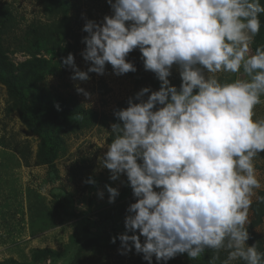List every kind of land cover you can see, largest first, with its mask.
I'll list each match as a JSON object with an SVG mask.
<instances>
[{
  "label": "clouds",
  "instance_id": "clouds-1",
  "mask_svg": "<svg viewBox=\"0 0 264 264\" xmlns=\"http://www.w3.org/2000/svg\"><path fill=\"white\" fill-rule=\"evenodd\" d=\"M107 3L111 15L100 23L88 20L82 29L88 34L81 53L90 62L87 71L72 53L63 59L71 79L104 75L108 64L117 76L136 72L127 57L139 49L144 69L161 82L114 111L119 122L111 125L114 138L100 163L111 180L126 176L136 200L127 209L126 231L111 242L118 238L120 254L134 248L147 264L153 257L167 264L185 253L196 260L206 249L226 251L223 264H264V253L247 244L246 227L261 188L254 160L264 153V119L253 118L264 96V45L254 52L250 47L261 29V0ZM173 66L179 88L168 79ZM218 73L241 75L221 82ZM105 188L114 203L119 190Z\"/></svg>",
  "mask_w": 264,
  "mask_h": 264
},
{
  "label": "rangeland",
  "instance_id": "rangeland-1",
  "mask_svg": "<svg viewBox=\"0 0 264 264\" xmlns=\"http://www.w3.org/2000/svg\"><path fill=\"white\" fill-rule=\"evenodd\" d=\"M68 1L72 9L66 15L71 14L73 22L71 32L61 43L67 51L56 52L58 56L54 57L39 46L24 47V42L31 30L57 40L62 36L60 32H67L59 28L63 16L59 6L47 0H0V6L7 8L13 20V28L4 40L8 61L20 64L34 58L45 59L55 71L32 77L33 82L27 86L29 95V91L22 90L27 92L30 109L37 114L38 123L56 127L62 140L53 164L41 165L37 158L40 139L21 123L16 101L0 83V264H147L134 248L120 254L118 238L116 243L111 242L113 237L126 231L127 209L136 198L126 176L113 181L110 170L100 163L116 119L114 111L123 107V101L135 96L139 78L136 72L117 76L108 64L104 75L89 73L88 81L71 79L73 72L63 64V59L72 53L77 67L87 71L90 62H85L81 55L82 29L88 20L102 22L105 15H111V8L107 0ZM254 42L253 38L250 44L253 52ZM66 44L75 48L70 50ZM240 75L217 74L221 82H231ZM172 77L180 86L176 66L168 79ZM78 87L89 95L79 93ZM60 94L92 115L64 117L59 113ZM261 100L254 109V119H264V96ZM254 164L261 188L255 190L253 202L264 191V153L256 157ZM89 179L95 183H86ZM105 185L119 190L114 203L108 202ZM99 192H103V198ZM251 218L249 209V222ZM255 232L264 247V219ZM42 249L50 250L51 254L34 262L33 254ZM180 263L192 264V260L185 253L167 262ZM153 264H156L155 257Z\"/></svg>",
  "mask_w": 264,
  "mask_h": 264
},
{
  "label": "trees",
  "instance_id": "trees-1",
  "mask_svg": "<svg viewBox=\"0 0 264 264\" xmlns=\"http://www.w3.org/2000/svg\"><path fill=\"white\" fill-rule=\"evenodd\" d=\"M47 1L54 2L62 10V23L60 24L59 28H64L68 33L65 32L61 34L60 32L59 35L62 36L59 40H57L55 37L51 38L50 36L44 35V32L38 34L31 30L26 34L27 39L24 42V47L30 45L39 46L45 50L46 53L52 54L54 57H56L58 56L56 52L67 51V49H63L61 43L67 39V35L71 32L70 23L73 22V18L71 14L67 16L66 13L71 10L72 7L68 0ZM261 4L264 5V0H261ZM77 18L78 16L75 17V19ZM260 20L261 29L260 32L254 37V49L264 45V13L260 14ZM12 28L13 20L11 18V14L8 12L5 6H0V83L6 87L8 94L16 101L17 114L21 123L26 127L29 133H32L40 139L37 152L38 162L44 166H51L58 155L62 140L56 127L44 126V124L38 123L37 114L33 112L34 110L30 109L31 106L29 105L27 97V92L29 90L27 86L29 82H33L32 77H41L39 75L43 74L45 71H47L48 74H53L55 71L53 67L50 66L49 61H46L45 59L34 58L33 61H24L20 64L10 63L4 53L6 48L4 45V40ZM87 35L88 34L84 32L82 38ZM22 43L23 42H21V44ZM66 47L68 49L70 48V50L75 48V46L72 47L70 44H66ZM83 47H86L84 43ZM127 60L134 63L137 69L136 73L139 80L137 81L136 85L138 90L135 92V94L144 87H150L152 90L160 88L161 82L155 76V74L144 69L142 54L140 53L139 49L131 52L128 55ZM169 80L171 85L178 86V81L176 78L172 77V79ZM22 88L26 89L27 92L25 93ZM29 93L30 91L28 92V95ZM58 97H60L59 103L61 105L59 113L63 114L64 117L69 116L80 118L92 115V113L89 111L82 110L74 100H64L61 94L58 95ZM122 105V108H126L128 106L127 100L123 101ZM117 122L119 121L114 119L113 123ZM113 137L114 134L111 133L110 138H108V143L111 142ZM259 197H264V191L258 194L256 201L252 203L250 208L252 211V218L249 224L246 225L250 236L247 244L250 246L256 244L257 251L264 253L263 244L259 241V238L255 232V229L261 226L264 219V200L259 199ZM50 254L51 251L47 249L37 250L33 254V261L39 262ZM227 254L228 253L223 250L217 254L212 249H206L200 258L192 260V264H223V261L227 258ZM232 264H245V262L243 260H236Z\"/></svg>",
  "mask_w": 264,
  "mask_h": 264
}]
</instances>
